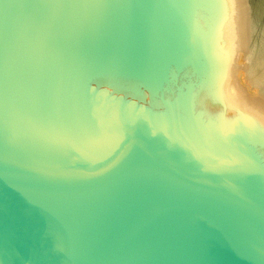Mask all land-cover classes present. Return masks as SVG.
<instances>
[{
	"label": "water",
	"instance_id": "95a60500",
	"mask_svg": "<svg viewBox=\"0 0 264 264\" xmlns=\"http://www.w3.org/2000/svg\"><path fill=\"white\" fill-rule=\"evenodd\" d=\"M233 0H0V264H264V113Z\"/></svg>",
	"mask_w": 264,
	"mask_h": 264
},
{
	"label": "bare ground",
	"instance_id": "6f19581e",
	"mask_svg": "<svg viewBox=\"0 0 264 264\" xmlns=\"http://www.w3.org/2000/svg\"><path fill=\"white\" fill-rule=\"evenodd\" d=\"M237 26L236 89L264 113V0H233Z\"/></svg>",
	"mask_w": 264,
	"mask_h": 264
}]
</instances>
